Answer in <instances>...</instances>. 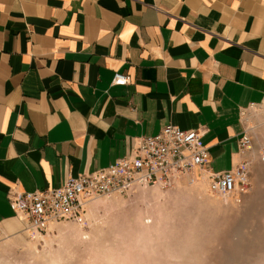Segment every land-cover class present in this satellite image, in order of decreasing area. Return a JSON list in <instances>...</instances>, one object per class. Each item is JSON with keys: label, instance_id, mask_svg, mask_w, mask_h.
Returning a JSON list of instances; mask_svg holds the SVG:
<instances>
[{"label": "crops", "instance_id": "obj_1", "mask_svg": "<svg viewBox=\"0 0 264 264\" xmlns=\"http://www.w3.org/2000/svg\"><path fill=\"white\" fill-rule=\"evenodd\" d=\"M260 106L264 0H0V235L25 233L17 195L130 156L167 124L205 128L213 171L253 162L259 141L239 139Z\"/></svg>", "mask_w": 264, "mask_h": 264}, {"label": "rangeland", "instance_id": "obj_2", "mask_svg": "<svg viewBox=\"0 0 264 264\" xmlns=\"http://www.w3.org/2000/svg\"><path fill=\"white\" fill-rule=\"evenodd\" d=\"M250 114L258 153L264 106ZM250 182L240 202L212 196L204 178L97 197L83 218L57 220L35 236L0 235V264H264L263 161L251 163Z\"/></svg>", "mask_w": 264, "mask_h": 264}, {"label": "built area", "instance_id": "obj_3", "mask_svg": "<svg viewBox=\"0 0 264 264\" xmlns=\"http://www.w3.org/2000/svg\"><path fill=\"white\" fill-rule=\"evenodd\" d=\"M129 80L128 75L116 72L112 84H127ZM205 132V128L167 124L153 136L135 138L130 156L88 174L69 175L60 186L19 194L9 201L10 207L24 222L25 231L35 236L57 220L83 218L87 203L94 198H109L133 188L165 190L178 182L195 186L204 178L212 196L240 202L251 186L252 162L245 159L226 171L211 170L208 150L200 143ZM251 145L252 138L245 130L239 149L248 151ZM256 157L264 162V148Z\"/></svg>", "mask_w": 264, "mask_h": 264}, {"label": "bare ground", "instance_id": "obj_4", "mask_svg": "<svg viewBox=\"0 0 264 264\" xmlns=\"http://www.w3.org/2000/svg\"><path fill=\"white\" fill-rule=\"evenodd\" d=\"M182 183V182H181ZM151 188H154V189H156V190H159V191H162L160 188H158V187H151Z\"/></svg>", "mask_w": 264, "mask_h": 264}]
</instances>
